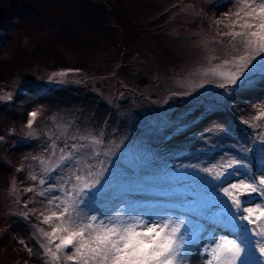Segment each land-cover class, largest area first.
Returning a JSON list of instances; mask_svg holds the SVG:
<instances>
[{
    "label": "rangeland",
    "instance_id": "obj_1",
    "mask_svg": "<svg viewBox=\"0 0 264 264\" xmlns=\"http://www.w3.org/2000/svg\"><path fill=\"white\" fill-rule=\"evenodd\" d=\"M239 7L240 0H0V97H12L0 99V264H51L39 229L51 230L43 215L59 200H48L63 198L60 186L75 168H44L70 151L73 164L107 169L81 215L138 231L184 217L181 264H206L214 236L247 244L217 189L264 174V54L227 92L212 71H234L224 61L244 54L240 38L225 35L241 30L232 24ZM230 158L247 167L221 181L203 171H222ZM244 199L264 204L259 194ZM245 259L258 264L250 244Z\"/></svg>",
    "mask_w": 264,
    "mask_h": 264
},
{
    "label": "snow or ice",
    "instance_id": "obj_2",
    "mask_svg": "<svg viewBox=\"0 0 264 264\" xmlns=\"http://www.w3.org/2000/svg\"><path fill=\"white\" fill-rule=\"evenodd\" d=\"M236 20L232 24L239 23L240 31H231L225 35L231 36L233 40L240 38L244 54L238 55L235 59L224 61V65H232L235 70H217L223 65H218L212 69L215 75L219 76L223 82L218 86L228 91V86L238 87L240 81L245 76V69H248L253 61L264 54V0L256 3L255 0H240V7L233 14ZM64 76V72L56 73L54 76ZM10 97H0L9 99ZM264 116V110L261 111ZM26 122L28 128H32L34 121L38 117V112L29 113ZM33 133H29L32 135ZM92 146L102 143L95 138H88ZM264 139V136H262ZM73 145V150L76 149ZM83 147V145H81ZM248 149L242 148L241 152L246 153ZM78 155V152L76 153ZM93 156L98 153L93 152ZM42 163H47L42 161ZM60 167H74L71 181L65 188L60 186L63 198L53 196L48 200L49 205L55 208H48L47 215H43V223L50 224L51 230L39 229L46 243L41 247L48 257L51 264H60L63 259L65 264H181L184 259L182 254V244L185 245L186 233L182 234V229L186 224V219L180 217L173 226L167 222L163 224H152L145 230L138 231L135 224L122 225L119 223L106 224L97 215H81L90 193L101 183L102 177L107 169L96 168L95 164H88L76 161L73 164V152L61 154L58 159L46 166L44 171L51 173ZM204 168L206 173H213V180H223L230 169L237 167L246 168L245 160L230 158L219 166L223 170ZM92 169H96L93 171ZM35 181V175L30 176ZM41 185L45 184V179H40ZM226 185V186H225ZM48 188L54 189L56 185L49 184ZM25 191L31 192L32 188ZM217 191L226 198L233 213V219L243 228V232L250 237L247 244L251 245L252 250L258 255V264H264V204H254L246 206L244 197L250 194H259L264 197V174L251 181L240 180L238 182H224L218 186ZM41 196L44 192L40 193ZM75 213V215H74ZM53 221H56L53 223ZM181 233V235H177ZM232 237V236H231ZM245 239L229 235H222L218 239H212L210 247H205L204 252L210 257L206 264H249L245 259L247 244ZM54 241H58L53 245ZM197 252L199 248L196 249ZM70 253V254H66Z\"/></svg>",
    "mask_w": 264,
    "mask_h": 264
},
{
    "label": "water",
    "instance_id": "obj_3",
    "mask_svg": "<svg viewBox=\"0 0 264 264\" xmlns=\"http://www.w3.org/2000/svg\"><path fill=\"white\" fill-rule=\"evenodd\" d=\"M7 17V13L5 10H3L2 8H0V24L1 22ZM25 87L29 88V89H35V85L33 84H29V83H26L25 84Z\"/></svg>",
    "mask_w": 264,
    "mask_h": 264
},
{
    "label": "clouds",
    "instance_id": "obj_4",
    "mask_svg": "<svg viewBox=\"0 0 264 264\" xmlns=\"http://www.w3.org/2000/svg\"><path fill=\"white\" fill-rule=\"evenodd\" d=\"M10 98L8 99V100H11L12 99V97L11 96H9Z\"/></svg>",
    "mask_w": 264,
    "mask_h": 264
},
{
    "label": "flooded vegetation",
    "instance_id": "obj_5",
    "mask_svg": "<svg viewBox=\"0 0 264 264\" xmlns=\"http://www.w3.org/2000/svg\"><path fill=\"white\" fill-rule=\"evenodd\" d=\"M6 18H7V17H6ZM6 18H5V19H6ZM5 19H4V21H5ZM4 21H2L1 24H2ZM1 24H0V25H1Z\"/></svg>",
    "mask_w": 264,
    "mask_h": 264
},
{
    "label": "trees",
    "instance_id": "obj_6",
    "mask_svg": "<svg viewBox=\"0 0 264 264\" xmlns=\"http://www.w3.org/2000/svg\"><path fill=\"white\" fill-rule=\"evenodd\" d=\"M235 119H236V117H235ZM234 122V121H233Z\"/></svg>",
    "mask_w": 264,
    "mask_h": 264
}]
</instances>
